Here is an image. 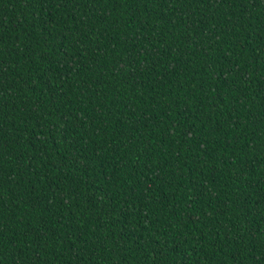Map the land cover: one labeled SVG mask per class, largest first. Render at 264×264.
Listing matches in <instances>:
<instances>
[{"label": "trees", "instance_id": "1", "mask_svg": "<svg viewBox=\"0 0 264 264\" xmlns=\"http://www.w3.org/2000/svg\"><path fill=\"white\" fill-rule=\"evenodd\" d=\"M0 264H264V0H0Z\"/></svg>", "mask_w": 264, "mask_h": 264}]
</instances>
